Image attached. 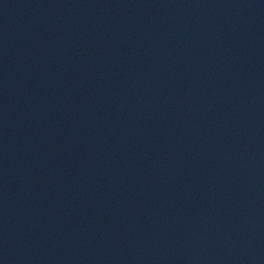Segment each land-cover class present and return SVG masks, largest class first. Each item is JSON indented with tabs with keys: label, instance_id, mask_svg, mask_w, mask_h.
<instances>
[{
	"label": "water",
	"instance_id": "1",
	"mask_svg": "<svg viewBox=\"0 0 264 264\" xmlns=\"http://www.w3.org/2000/svg\"><path fill=\"white\" fill-rule=\"evenodd\" d=\"M0 264H264V0H0Z\"/></svg>",
	"mask_w": 264,
	"mask_h": 264
}]
</instances>
